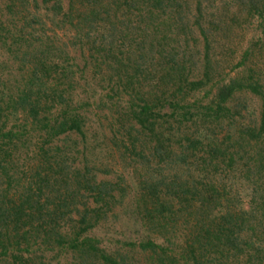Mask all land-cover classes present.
<instances>
[{"label":"trees","instance_id":"16d2710c","mask_svg":"<svg viewBox=\"0 0 264 264\" xmlns=\"http://www.w3.org/2000/svg\"><path fill=\"white\" fill-rule=\"evenodd\" d=\"M233 1L239 18L264 12ZM209 8L0 0L14 65L0 72V264H264V83L238 68L244 52L221 75V4ZM123 211L133 234L95 235Z\"/></svg>","mask_w":264,"mask_h":264},{"label":"rangeland","instance_id":"374dc122","mask_svg":"<svg viewBox=\"0 0 264 264\" xmlns=\"http://www.w3.org/2000/svg\"><path fill=\"white\" fill-rule=\"evenodd\" d=\"M208 3L210 4L209 10L214 12V10L221 4V37L219 41V45H221V75L225 76L226 73L230 72L231 69L229 68L232 63L241 61V54L245 53L244 58V64H240L241 66L238 68L246 69L254 68L260 71V77L262 82L264 83V31L261 24L264 23V12H262L260 9L258 11H251L247 12L246 9L243 10V13L241 17L239 18L238 11L233 10L234 9V3L239 7L243 8L244 5L241 6V4L237 3L233 0H208ZM41 7V5H40ZM42 8H40V13L43 12ZM240 12V11H239ZM241 14V12H240ZM215 19L220 18L219 14H212ZM204 20H207L204 17ZM260 22H262L260 24ZM57 37L56 39L59 42H54L52 39V44L49 49V55H53L55 48L59 47L61 45V40H66L65 30L57 29ZM48 34L50 35V31H48ZM51 36V35H50ZM70 47V46H68ZM6 46L3 44L0 45V72L2 70H14V65H11V58L10 56L12 54H7L5 52ZM8 50V49H7ZM231 50V51H230ZM228 51H230L228 53ZM70 55H74L76 57L79 56L81 58L80 52L78 53L77 49L69 48ZM11 66V68L8 65ZM79 94L82 95V93L79 92ZM250 95V94H249ZM252 105L253 107L256 106V99H252ZM99 113V112H98ZM90 122H91V129H90V137L93 136L92 144L95 146L96 150H99L100 148H103V133L106 132V128L104 125V120L102 119V114L99 113L98 116L89 115ZM97 119L100 118L101 121L97 122ZM102 142V144H101ZM92 146L91 144L88 145ZM94 149V152H95ZM105 157H108L107 166L110 169L111 174H115L114 172L116 169L119 171L120 168V161L117 159H113L112 152L108 149L104 148V151L102 153ZM124 176L126 177V184H129V187L127 188V193L133 194L134 193V180H132L126 170L123 171ZM110 175H107L106 177H109ZM99 177H104L102 175H99ZM123 185L124 183L121 182ZM244 185V184H243ZM242 185V187H243ZM241 187V188H242ZM116 223L113 226H111V223L106 222L103 218L100 219L99 223L95 226L94 233L99 238H104L106 235L113 236L112 240L114 238L118 240L116 237L120 236V232L118 229L122 228L124 230V233L126 235L133 234L135 232L134 229H132V226L130 224V221L126 215V213L123 211L118 212V216L116 218ZM65 261L61 259L59 263L56 264H64Z\"/></svg>","mask_w":264,"mask_h":264}]
</instances>
